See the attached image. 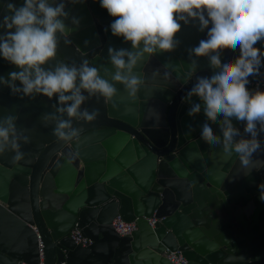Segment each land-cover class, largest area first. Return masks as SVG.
<instances>
[{
  "label": "water",
  "instance_id": "95a60500",
  "mask_svg": "<svg viewBox=\"0 0 264 264\" xmlns=\"http://www.w3.org/2000/svg\"><path fill=\"white\" fill-rule=\"evenodd\" d=\"M9 2L0 0V23L11 15ZM11 2L20 7L25 0ZM63 2L69 14L65 23L73 31L70 43L61 37L56 62H87L110 78L105 72L112 68L109 48L132 50L131 42L111 32L117 17L100 0ZM179 22L177 47L137 69L145 79L137 97L130 98L119 84L112 102L90 97L82 108L99 114L91 122L73 121L80 131L74 141H60L52 132L55 121L43 118L59 106L58 97L14 94L0 83V119L17 117L18 130L29 138L21 141L24 159L19 163L13 162V151L0 154V264H173L167 255L177 251L188 264H264L259 188L264 132L247 169L236 154L229 157L221 146L201 138L205 122L222 137V116L210 122L203 107L194 117L188 115L192 104L202 101L198 96L188 101L187 93L198 78L218 71L208 57L190 55L212 25L201 31L198 20ZM95 24L105 36L103 44ZM8 31L14 30L0 27V35ZM255 47L264 48V40ZM98 48V56L86 57ZM240 55L237 46L222 50L221 59L234 61ZM20 70L0 54V77L10 81L9 74ZM232 123L241 136L251 138L244 132L246 122L233 118ZM119 217L136 223L132 235L116 232ZM75 228L92 244L78 245L71 236Z\"/></svg>",
  "mask_w": 264,
  "mask_h": 264
},
{
  "label": "clouds",
  "instance_id": "9594fccd",
  "mask_svg": "<svg viewBox=\"0 0 264 264\" xmlns=\"http://www.w3.org/2000/svg\"><path fill=\"white\" fill-rule=\"evenodd\" d=\"M100 3L111 16L117 17L111 24L112 34L132 45V50L109 48L112 68L105 72L110 73V78L87 62L79 66L56 62L61 37L70 43L68 38L73 31L65 23L69 14L63 0H25L20 7L10 0L7 8L11 15L3 18L0 27L14 31L0 35V54L21 70L11 72L10 81L0 77V83L14 94L58 97L59 106L53 105L54 111L43 118L55 121L52 132L60 141L71 142L80 135L73 121L91 122L99 114L98 110L82 108L90 97L99 96L106 103L112 102L119 95L118 84L123 85L130 98L137 97L145 84L137 69L146 59L177 47L179 21L198 20L201 31L209 29L211 23L208 38L191 49L190 55L208 57L218 71L211 78H198L187 93L188 101L193 96L202 101L193 103L188 115L194 117L203 107L210 122H217L222 116L218 121L222 137L205 122L201 138L209 145L221 146L229 157L236 154L241 167L249 168L254 153L261 149L258 135L264 132V91H251L247 87L250 76L260 75L264 60V52L255 47L264 40V0H100ZM72 22L79 24L75 18ZM237 46L241 55L234 61L222 62V50ZM196 68L197 62L193 60L190 71L194 73ZM169 76L166 72L165 77ZM17 81L22 87L17 86ZM233 118L246 122L244 132L251 138L241 136ZM17 119L11 115L0 119V154L13 151L14 163L24 159L21 141L29 142L18 130ZM245 175H251V171ZM259 188L260 199L264 201V183Z\"/></svg>",
  "mask_w": 264,
  "mask_h": 264
},
{
  "label": "built area",
  "instance_id": "2783aa9c",
  "mask_svg": "<svg viewBox=\"0 0 264 264\" xmlns=\"http://www.w3.org/2000/svg\"><path fill=\"white\" fill-rule=\"evenodd\" d=\"M260 49L262 52H264V48H260ZM247 87L251 91H255V90L264 91V60H262L260 75H255L253 81H249V84ZM156 222H157V219L155 217L149 219V223L152 226ZM114 228L120 236H123V237L124 236H130L136 230V223L134 221L133 222H126L122 218L119 217L114 221ZM71 236L77 244L82 245L84 247L92 244V241L85 238L78 228H75L72 231ZM167 257L169 258V260L173 264H188L187 260L185 259L182 252H180V251L172 252V253L168 254Z\"/></svg>",
  "mask_w": 264,
  "mask_h": 264
},
{
  "label": "flooded vegetation",
  "instance_id": "af4514ba",
  "mask_svg": "<svg viewBox=\"0 0 264 264\" xmlns=\"http://www.w3.org/2000/svg\"><path fill=\"white\" fill-rule=\"evenodd\" d=\"M95 25H96V29H97V31H98V34H99L100 40H101V42H102V44H103V43L105 42V36H104V34L102 33L100 26H98L97 24H95ZM100 51H101L100 48H98V49H96V50L90 52L89 54H87L86 57L89 58V59H91V58H93V57H96V56L99 55ZM78 245H79V244H78Z\"/></svg>",
  "mask_w": 264,
  "mask_h": 264
}]
</instances>
